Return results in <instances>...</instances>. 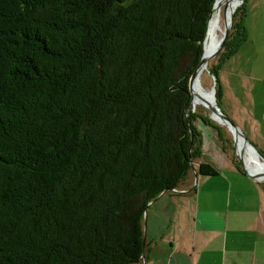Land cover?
Here are the masks:
<instances>
[{"label": "trees", "instance_id": "trees-1", "mask_svg": "<svg viewBox=\"0 0 264 264\" xmlns=\"http://www.w3.org/2000/svg\"><path fill=\"white\" fill-rule=\"evenodd\" d=\"M214 3L0 0V264H140L148 204L198 157L194 122L226 146L188 88ZM245 3L216 56L217 104Z\"/></svg>", "mask_w": 264, "mask_h": 264}, {"label": "crops", "instance_id": "crops-1", "mask_svg": "<svg viewBox=\"0 0 264 264\" xmlns=\"http://www.w3.org/2000/svg\"><path fill=\"white\" fill-rule=\"evenodd\" d=\"M243 14L247 41L219 66L218 107L264 159V0H246ZM197 121L199 154L189 176L144 213L140 264H264V211L253 214L249 195L264 197V183L242 175L227 146ZM201 163L217 176L198 175Z\"/></svg>", "mask_w": 264, "mask_h": 264}, {"label": "water", "instance_id": "water-1", "mask_svg": "<svg viewBox=\"0 0 264 264\" xmlns=\"http://www.w3.org/2000/svg\"><path fill=\"white\" fill-rule=\"evenodd\" d=\"M244 0H227V2L223 5V29L221 31V37L218 40L217 44L215 47L211 49L206 48V42L208 38V27L206 31V36L203 41V54L201 57V60L199 62L198 67L196 70L192 73L189 83H188V88H189V93L192 98L191 102V111L194 112L195 109L193 107V93L192 89L194 85L198 81V77L200 73L202 72V69L206 70L207 65L210 60L215 58L223 48L224 43L227 41L228 36L231 32L232 29V24H233V15L237 8L242 5ZM221 4L217 3V0H215L212 13L215 10L217 6H220ZM211 13V15H212ZM211 18V17H210ZM210 21V19H209ZM209 26V22H208ZM214 80H216L214 78ZM198 84V83H197ZM200 89L202 91L203 88L198 84ZM213 97H215V91L214 89L211 90ZM206 109L210 112L211 114V119L215 120L217 118L219 120V124L225 126L230 134L232 135L233 139V156L235 157V160L238 162L240 165L241 169L244 171L245 176L252 181L255 182H260L264 183V159L260 156V154L255 150V148L248 142V140L245 138L243 133L239 130L237 126H235L229 118L221 111V109L218 107L217 104H213V102H207L204 104ZM215 117V118H214ZM190 133H192V130L190 129ZM192 139V137H191ZM252 154L255 156V159L252 161L253 163L258 164L257 170L249 172L248 169L245 166V160L251 161L249 155ZM145 217H144V224H145ZM143 244H145V232H143Z\"/></svg>", "mask_w": 264, "mask_h": 264}, {"label": "rangeland", "instance_id": "rangeland-1", "mask_svg": "<svg viewBox=\"0 0 264 264\" xmlns=\"http://www.w3.org/2000/svg\"><path fill=\"white\" fill-rule=\"evenodd\" d=\"M241 6V5H240ZM239 6V7H240ZM221 11H222V17H223V6L221 8ZM221 17V28L223 29V18ZM219 36L221 37V33H219ZM219 37V38H220ZM217 64V57L213 58L212 60L209 61L208 65H207V68L206 70L203 71L202 75H201V78H200V83H201V86L203 88V90L208 94L210 93V91L212 89H214L215 93H216V82L214 80L215 76L213 75V71H214V68ZM215 99L217 101V98H216V94H215ZM218 105V104H217ZM222 107V106H221ZM195 113L199 114V115H202L204 117H207L210 122L212 124H214L215 126H218L219 128H221L222 130V134L225 136V139H224V145L227 146L228 148V151L230 152V154L233 156V139H232V135L230 134L229 130L219 124L218 122L214 121L211 119V114L210 112L206 109V107L202 106V105H197L196 107V110H195ZM196 125L200 124L199 121H196L194 122ZM203 128H208L209 131L213 134L214 136V141L217 140V142L219 143V145L221 144L220 143V139L218 138V133L217 131H215L212 127L210 126H206V125H201ZM205 126V127H204ZM201 128V129H203ZM245 164H246V161H245ZM250 195V204L254 205L256 210H253V214H255V212L257 210H260V211H264V197H262L261 195H259L258 193H256L255 197L253 198V195L252 193H249Z\"/></svg>", "mask_w": 264, "mask_h": 264}, {"label": "bare ground", "instance_id": "bare-ground-1", "mask_svg": "<svg viewBox=\"0 0 264 264\" xmlns=\"http://www.w3.org/2000/svg\"><path fill=\"white\" fill-rule=\"evenodd\" d=\"M226 2H227V0H217V3L221 4V5L217 6L215 8V10L213 11V13L211 15L210 21H209L208 38H207V42H206V48L207 49H211V48L215 47L218 40L220 39L219 33H221V31H222V28H221V17H222L221 16L222 15L221 8ZM203 71H204V69H202V72L200 73V75L198 77V81H197V83L200 86H201L200 78H201ZM197 83L194 85V87L192 89L194 109L196 110L197 105H202L204 107V104L207 103L208 101L213 102V104H217L215 97H213L212 91H210V93L207 94L205 91H202L200 89V87L198 86ZM215 120L217 122H219V120L217 118H215ZM249 157L251 160L250 162L245 160L246 161V164H245L246 168L248 169L249 172L257 170V168L259 167L258 164L252 162L255 159V156L250 154Z\"/></svg>", "mask_w": 264, "mask_h": 264}, {"label": "built area", "instance_id": "built-area-1", "mask_svg": "<svg viewBox=\"0 0 264 264\" xmlns=\"http://www.w3.org/2000/svg\"><path fill=\"white\" fill-rule=\"evenodd\" d=\"M172 192H176V190H173Z\"/></svg>", "mask_w": 264, "mask_h": 264}]
</instances>
